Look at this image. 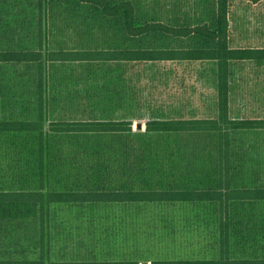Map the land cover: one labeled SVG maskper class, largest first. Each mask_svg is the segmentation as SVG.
Masks as SVG:
<instances>
[{"label":"trees","instance_id":"16d2710c","mask_svg":"<svg viewBox=\"0 0 264 264\" xmlns=\"http://www.w3.org/2000/svg\"><path fill=\"white\" fill-rule=\"evenodd\" d=\"M68 1L112 33L71 46L51 38V0H0V264H264V116L232 114L239 66L264 97V46L231 34L237 1L263 0H187L183 24L155 0ZM168 62L215 64L217 115L147 99L142 77ZM213 226L215 255L143 254Z\"/></svg>","mask_w":264,"mask_h":264},{"label":"rangeland","instance_id":"374dc122","mask_svg":"<svg viewBox=\"0 0 264 264\" xmlns=\"http://www.w3.org/2000/svg\"><path fill=\"white\" fill-rule=\"evenodd\" d=\"M143 1L152 2L153 0ZM155 1V8L164 19H172L173 22L183 24L191 18L187 11L192 13L193 10L188 8L187 0ZM51 5L49 10L51 38L61 42L65 41L66 44L73 46L82 43H100L101 40L108 37L110 31L106 34V28L100 29V27L108 25L101 22L103 15L99 8L68 0H51ZM233 11L232 45L264 46V0L260 3L237 1ZM207 13H209L208 10ZM197 40L198 38H194L195 42ZM155 72L157 76L154 79L142 77V85L148 93L147 99L164 105L174 116L217 115L216 67L214 63L168 62L155 66ZM243 80L246 82L247 78ZM244 81L239 85V94H237L236 100L232 102L233 116H264V97L260 101L250 97L247 92L249 87L245 85ZM63 113H65L64 110L63 112L59 111L56 116L61 117ZM134 127H138L137 122ZM145 127L146 124L143 122L142 128ZM243 138V141L247 139ZM250 138L248 140H251ZM206 142V140L202 141L203 146ZM147 212L158 215L162 213V209L153 208ZM178 227L183 228L182 224H179ZM161 248L157 249L158 252H156L157 250L155 252L145 250L143 254L148 256L149 252L151 253L149 256L153 257L176 254L195 257L212 256L218 252L219 235L214 226L201 227L194 233L189 231L187 237L180 236L179 239L171 238V241L163 242ZM169 248H172L171 251ZM64 258L91 259L90 255L84 252L82 256L73 254ZM148 264H151V261Z\"/></svg>","mask_w":264,"mask_h":264},{"label":"crops","instance_id":"0c3cea01","mask_svg":"<svg viewBox=\"0 0 264 264\" xmlns=\"http://www.w3.org/2000/svg\"><path fill=\"white\" fill-rule=\"evenodd\" d=\"M257 68L258 66L256 65H245L242 67L239 66L237 69H235L234 82L236 83L237 88L244 81L243 79L245 78H247V81H244L245 85L249 88H252L256 80V76L253 73ZM262 68H264V66ZM237 96L238 95H236V97ZM251 96L253 97V95L250 94V97Z\"/></svg>","mask_w":264,"mask_h":264},{"label":"water","instance_id":"95a60500","mask_svg":"<svg viewBox=\"0 0 264 264\" xmlns=\"http://www.w3.org/2000/svg\"><path fill=\"white\" fill-rule=\"evenodd\" d=\"M138 127H140V128H141V127H142V124H141V123H140V124H138ZM146 264H147V263H146Z\"/></svg>","mask_w":264,"mask_h":264}]
</instances>
